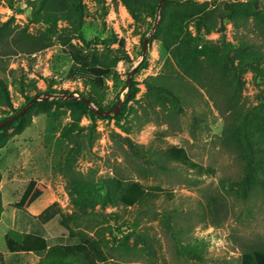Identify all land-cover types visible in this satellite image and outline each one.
<instances>
[{
	"label": "rangeland",
	"instance_id": "1",
	"mask_svg": "<svg viewBox=\"0 0 264 264\" xmlns=\"http://www.w3.org/2000/svg\"><path fill=\"white\" fill-rule=\"evenodd\" d=\"M85 3V40L75 39L74 43L88 51L103 49L114 33L124 40L128 58L118 63L102 102L112 109L122 101L124 117L118 122L113 112L110 118L96 121L93 145L86 142L77 169L97 177L135 179L148 188L161 186L169 194L163 192L157 199L134 207L97 206L81 214L73 225L89 234L90 238L84 240L87 264H241L243 253L250 250L255 252L258 263L264 264V253L259 250L264 247V150L254 174L248 176L245 163L223 145L225 120L206 91L196 92L194 84L180 79L178 69L166 62L162 43L155 38L156 19L148 18L147 24L137 23L122 4L116 11L112 0ZM30 14L28 0H0L2 21L14 18L15 25L37 32L40 26L30 22ZM160 19L159 14L157 23ZM224 24L222 32L205 34V38L220 41L225 37L234 41L233 22L225 20ZM191 29L195 31L194 24ZM147 37L150 40L144 54ZM112 47L117 48V44ZM144 60L145 65L136 72ZM8 61L11 68H23L31 78L38 79V87L43 91L47 90L48 78L53 81L54 91L90 94L81 82L67 79L72 61L60 45L33 55H14ZM163 77L181 87L182 96L188 99L180 112V123L172 126L162 114L145 110V81ZM243 79V105L252 108L264 103V85L255 82L251 72ZM131 84L137 89L136 98L126 103ZM10 91L15 108L20 109L24 96L12 84ZM11 115L0 109V119ZM194 115L201 121L192 132ZM69 121V112L59 118L40 114L21 133L20 124L0 133L12 135L7 146L0 149V189L5 206L0 216V264L16 263L17 256L8 251L5 240L12 228L29 232L40 223L54 246L59 237L68 235L60 225L57 208L65 213L74 212L66 181L59 172L61 154L66 148L61 131ZM91 123L89 117H83L82 125ZM119 135L129 138L141 156ZM170 144L186 148L194 161L215 168L216 174L199 175L180 163L166 160L168 168H158L156 163L164 159L161 151ZM147 244L154 248V254ZM19 257L25 264H35L41 255Z\"/></svg>",
	"mask_w": 264,
	"mask_h": 264
},
{
	"label": "trees",
	"instance_id": "2",
	"mask_svg": "<svg viewBox=\"0 0 264 264\" xmlns=\"http://www.w3.org/2000/svg\"><path fill=\"white\" fill-rule=\"evenodd\" d=\"M31 7L30 22L40 26L37 32H31L28 26L14 24V18L0 19V109L11 116L29 102L35 95L45 93L69 94L66 90L53 89V81L45 80L47 90L38 87V79L31 78L23 68H11L8 59L11 56L33 55L54 45H60L72 61L67 79L81 82L90 94L76 91L92 100L100 110H108L102 105L107 96L108 80L114 75L119 62L125 61L128 54L124 40L112 33L103 49L85 50L74 43L75 39L85 40L83 28L87 15L85 0H28ZM104 2L105 0H97ZM161 0H112L118 11L122 4L137 23L147 24L148 18L156 19ZM155 38L162 43L167 54L166 62L178 69L180 79L193 83L196 92L206 91L209 101L225 120L223 145L236 152L245 163V171L254 174L259 157L264 150V103L247 108L243 105L245 81L243 76L251 72L255 82L264 85V3L261 0L204 1L185 0L182 2L167 0L161 10ZM225 20L233 22L234 41L222 37L220 41L205 38V34L225 29ZM194 24L195 31L191 29ZM144 40V39H143ZM117 44V48L112 47ZM7 59V60H6ZM145 65L142 61L136 72ZM133 79V78H132ZM169 77L158 81L146 80L147 93L144 98L145 110L162 114L172 126L180 123V112L188 99L181 94V87L171 84ZM20 92L25 102L20 109L15 108L10 85ZM137 89L131 84L126 95V103L136 98ZM120 100V99H118ZM138 102V101H137ZM123 106L119 115L113 117L120 122L124 117ZM159 110V111H158ZM69 112L61 137L66 141L59 162V172L66 181L67 191L74 208L73 213H65L57 208L60 225L68 232L58 238V244L46 236L43 226L29 232L16 228L6 235V247L16 257V263L25 264L21 254H40L35 264H87L84 240L89 234L74 228L81 214L97 206L124 205L134 207L153 201L161 196V186L146 187L135 179L122 176L97 177L93 173H83L77 169V163L87 147L93 145L96 121L110 118V115L96 114L91 106L82 99H51L37 101L30 109L11 125L0 129V133L20 124L18 133L31 126L33 118L40 114L59 118ZM148 113V112H146ZM10 116V117H11ZM83 117L92 121L82 125ZM9 118L2 117L0 122ZM201 118L194 115L191 131L195 132ZM12 135L0 136V149L7 146ZM122 138L137 156L139 149L129 138ZM156 166L168 168V163H180L199 175L213 176L216 169L204 166L192 159L187 149L178 145H167ZM0 174V183H1ZM242 186H245L242 183ZM168 194V192H167ZM172 196V193H170ZM169 195V194H168ZM4 200L0 189V216L4 211ZM143 242L145 238L138 237ZM154 254V248L147 244ZM264 253V247L259 248ZM3 264H5L2 261ZM241 264H259L255 252L250 250L242 255Z\"/></svg>",
	"mask_w": 264,
	"mask_h": 264
},
{
	"label": "water",
	"instance_id": "3",
	"mask_svg": "<svg viewBox=\"0 0 264 264\" xmlns=\"http://www.w3.org/2000/svg\"><path fill=\"white\" fill-rule=\"evenodd\" d=\"M166 1L167 0H161L160 1L159 5H158L159 14H160V12H161V10H162V8H163V6H164ZM159 14L157 15V18H156V23H155V26H154V30L157 28V24H158L157 20L159 19ZM149 40H150V37H147L145 39V41H144V54H146V52H147ZM133 73H134V70L131 71V73H130V76H129V79H128L129 82H131V80H132ZM58 98H62V99H82L83 101H85L86 103H88L91 106V108L93 109V111L96 114H99V115H111L113 112L115 113V115H119V113L121 112L120 105H121L122 101H120L117 104L116 108H112V109H108V110H100L93 104L91 99H89L87 97H84V96H82L80 94H77V93H69V94L45 93L43 95H41V94L35 95L29 102H27L20 109V111L18 113H16L15 115H13V116L1 121L0 122V129L11 125L14 121H16L17 119L22 117L30 109V107L35 104V102H37V101H48V100H51V99H58Z\"/></svg>",
	"mask_w": 264,
	"mask_h": 264
}]
</instances>
